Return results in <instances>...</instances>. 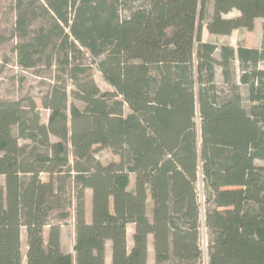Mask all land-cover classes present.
Instances as JSON below:
<instances>
[{"label": "trees", "instance_id": "16d2710c", "mask_svg": "<svg viewBox=\"0 0 264 264\" xmlns=\"http://www.w3.org/2000/svg\"><path fill=\"white\" fill-rule=\"evenodd\" d=\"M38 8L34 29L33 10L16 19L19 62L29 67L50 51L72 88L56 76L41 97L46 124L33 98L0 100V264H22L23 228L26 264H104L107 241L112 264H146L149 235L156 264H201V226L206 264H264V0H43ZM257 18L260 48L202 39L203 26L225 36L253 30ZM84 53L111 90L87 73ZM96 146L118 160L102 164ZM68 220L74 255L61 248Z\"/></svg>", "mask_w": 264, "mask_h": 264}, {"label": "rangeland", "instance_id": "374dc122", "mask_svg": "<svg viewBox=\"0 0 264 264\" xmlns=\"http://www.w3.org/2000/svg\"><path fill=\"white\" fill-rule=\"evenodd\" d=\"M20 2V3H19ZM39 3H43V0H0V100H17L24 97H31L35 100L39 112H40V121L41 123L46 124L48 122V117L50 110L45 109L41 106V97L51 88L56 82V76H62L66 79L69 91L72 88L71 82L67 75L62 74L60 70L56 68V62L54 59H50V51L42 54H34L33 64L29 67H24L19 62V53L21 48H23V42L25 39L21 38L19 31L16 30V19L19 13L30 12L33 10L35 19L31 20V29H34L39 25L42 18L40 17V9L38 8ZM20 4V5H19ZM210 9L211 6L208 5ZM31 14V13H29ZM27 16L30 18L31 15ZM233 13H230L228 16H233ZM260 20L259 18L255 20L254 28L251 31L246 29H240V31H235L234 33L226 36L220 37L218 35L208 36L206 31L202 35L203 40H208L217 43H232L235 46H258L261 42L262 35L260 29ZM81 51H85L83 48H80ZM80 61L87 66L89 69L87 73L92 75L97 86L101 91L111 90L110 86L105 82L101 73L96 69V67L89 63V58L86 53L80 55ZM236 77L239 75V69L236 63L235 66ZM260 68H264V63H261ZM215 82L218 89H226L222 80V74L220 68L216 69ZM239 92L243 98V105L248 106V103L245 99L246 97V87L240 86ZM72 101L71 97L68 98V104ZM78 106H82L80 102H76ZM198 118L196 122L198 123ZM17 126H14L12 132L14 135L17 134ZM53 141L56 140L55 137H51ZM22 142V141H20ZM95 158L100 161L102 164H106L112 160H118V157L114 155L111 150L107 147L96 146L94 149ZM131 176V175H130ZM133 178V175L131 176ZM41 178L46 180L48 175L45 173L41 174ZM4 177L0 175V184L3 185ZM129 188V186H128ZM88 195H91V190L86 189ZM85 191V197H86ZM198 194L199 200L201 202V212L203 214V194L202 186L198 185ZM55 213L51 214V220H55ZM203 218V215H202ZM90 219V218H89ZM72 220H68L67 224L63 225L66 237L64 239L63 249L68 251V253L74 255V242L70 234L69 224H72ZM201 226L200 233V247L203 252V257L201 264H206V245H207V234L206 228L203 230ZM202 230L204 233H202ZM47 235V228L44 229V236ZM204 235V236H203ZM110 242V241H109ZM107 244V242H106ZM26 232L25 229H22L21 232V252H22V264H26ZM160 264H174L172 260L164 261Z\"/></svg>", "mask_w": 264, "mask_h": 264}, {"label": "crops", "instance_id": "0c3cea01", "mask_svg": "<svg viewBox=\"0 0 264 264\" xmlns=\"http://www.w3.org/2000/svg\"><path fill=\"white\" fill-rule=\"evenodd\" d=\"M258 19V18H257ZM260 20V29H261V23L262 20L261 18H259ZM206 31L208 36H211V34L207 31L206 26H203L202 28V35H204V32ZM235 31H240V29L234 30L232 33H234ZM231 33V34H232ZM214 35V34H212ZM215 36V35H214ZM220 36V35H218ZM228 35H225L223 37H226ZM222 37V36H220ZM262 40V39H261ZM203 41H208V40H203ZM223 43V42H221ZM226 44L230 45L231 47L235 48L237 46H235L234 44H232L231 42ZM261 46V42L258 46H246V47H250V48H260ZM261 63H264V61L259 63V67L261 65ZM133 174H131L132 176ZM130 176V183H129V189H133L134 187V175L133 178ZM85 206H86V218L89 219L90 218V214H91V195H88V192L86 191V197H85ZM152 208H153V203H152V199L150 194L148 193V197H147V205H146V214L148 217H151L152 215ZM69 228H70V234L72 236L73 242H75V234H74V224H69ZM135 231V225L133 223L127 224L126 226V243H127V248L128 250H130V248L132 247L133 244V234ZM66 237L65 231H64V227L61 228V248L63 249V244H64V239ZM65 253H68V251H64ZM104 264H112L111 263V243L109 241H107L106 244V249H105V255H104ZM146 264H156L155 263V256H154V248H153V237L152 235L148 236V241H147V262Z\"/></svg>", "mask_w": 264, "mask_h": 264}, {"label": "built area", "instance_id": "2783aa9c", "mask_svg": "<svg viewBox=\"0 0 264 264\" xmlns=\"http://www.w3.org/2000/svg\"><path fill=\"white\" fill-rule=\"evenodd\" d=\"M202 228H203V230L205 229V227H204V226H203ZM203 230H202V233H204V231H203ZM203 236H204V235H203ZM205 253H206V252H205Z\"/></svg>", "mask_w": 264, "mask_h": 264}]
</instances>
